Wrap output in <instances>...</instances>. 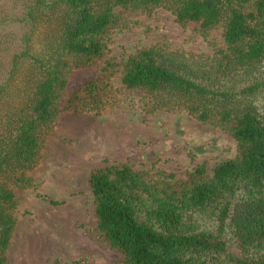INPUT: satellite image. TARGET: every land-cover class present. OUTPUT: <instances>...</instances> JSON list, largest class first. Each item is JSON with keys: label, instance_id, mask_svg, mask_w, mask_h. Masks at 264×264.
<instances>
[{"label": "trees", "instance_id": "trees-1", "mask_svg": "<svg viewBox=\"0 0 264 264\" xmlns=\"http://www.w3.org/2000/svg\"><path fill=\"white\" fill-rule=\"evenodd\" d=\"M11 1L20 15L5 10ZM129 5L163 6L203 29L223 26L226 49L214 56L144 50L126 60L123 84L224 126L240 156L218 165L212 179L177 189L150 185L128 165L94 170L98 230L125 264H264V115L255 103L264 82L235 87L264 67V0H0V264L17 222L10 181L37 166L62 114L67 74L103 56L99 36L114 8ZM7 22L26 30L18 43ZM97 91L96 82L86 86L89 96ZM208 210L214 231L189 228L190 212ZM228 233L242 254L232 251Z\"/></svg>", "mask_w": 264, "mask_h": 264}, {"label": "rangeland", "instance_id": "rangeland-1", "mask_svg": "<svg viewBox=\"0 0 264 264\" xmlns=\"http://www.w3.org/2000/svg\"><path fill=\"white\" fill-rule=\"evenodd\" d=\"M8 5L7 12L20 15L12 1ZM4 26L14 34L11 43L26 31L11 22ZM99 38L106 46L103 56L74 65L67 74L62 114L44 139L39 163L10 181L17 222L7 264H125L98 230L90 184L94 170L128 165L150 185L177 189L212 179L218 165L240 156L237 141L224 126L202 123L184 109L162 106L146 90L123 84L126 60L144 50L206 59L226 49L222 25L203 29L198 23H180L163 6H117ZM240 79L237 89L264 82V67ZM91 82L98 86L93 96L86 93ZM255 103L264 115V87ZM17 178L28 182L17 183ZM188 226L212 232L217 221L212 211L190 212ZM226 238L232 251L242 254L229 233Z\"/></svg>", "mask_w": 264, "mask_h": 264}]
</instances>
